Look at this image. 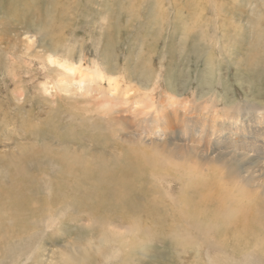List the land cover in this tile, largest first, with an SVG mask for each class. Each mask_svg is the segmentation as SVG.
Masks as SVG:
<instances>
[{
	"label": "rangeland",
	"instance_id": "rangeland-1",
	"mask_svg": "<svg viewBox=\"0 0 264 264\" xmlns=\"http://www.w3.org/2000/svg\"><path fill=\"white\" fill-rule=\"evenodd\" d=\"M95 64L123 87L154 91L155 99L202 97L218 110L240 104L250 114L251 107L264 112V0H0V264H264V171L250 187L232 174L264 158L238 162L231 149L215 155V202L226 207L198 214L178 212L188 196L183 157L195 161L181 148L186 142L153 153L175 181L163 192L166 207L148 212L137 191L122 201L114 181L80 184L65 165L52 168L55 153L86 159L77 149L87 137L99 144L110 137L75 117L70 106L81 108L75 101L83 99L58 86L67 74L61 65ZM110 152L93 151L104 160L92 163L96 169L120 168ZM26 154L32 157L24 167ZM145 180L143 189L157 186ZM50 216L53 222L43 223Z\"/></svg>",
	"mask_w": 264,
	"mask_h": 264
},
{
	"label": "bare ground",
	"instance_id": "bare-ground-1",
	"mask_svg": "<svg viewBox=\"0 0 264 264\" xmlns=\"http://www.w3.org/2000/svg\"><path fill=\"white\" fill-rule=\"evenodd\" d=\"M48 60L52 64L55 63L51 55H49ZM61 66L67 69V74L58 82L60 91L66 94H73V96L76 97L79 96L83 99L81 102L75 101L78 105H83L81 108L75 105L70 106L71 111L75 112L73 115L75 117H79L80 115L86 117L89 123H94V131L98 130V132L104 133L106 130L110 136L108 139H106V137L103 139V146L97 141L98 137H87L86 140L89 143L84 146L82 145L79 149H77L78 147L76 148L83 152V155L85 154L91 161L86 160L87 158L79 157V153H55L54 163L52 162L54 167L52 168H57L58 164L65 165L66 169L64 171L72 176V181H74V179L80 180V184L89 183L91 180L98 178L100 181H114L116 182L115 194L118 199L126 201L128 196L131 193L133 194V192L137 197L138 194L135 192L137 191L139 194H142L146 202L145 205L139 203L140 209L143 210V212L165 208L166 205L163 200L166 194L169 193V187H171L175 181V175L171 178L161 172L162 166L153 159V153L162 152V147L164 145L173 146L175 150H178L177 147L179 145L174 141L186 142L191 146L186 144L185 147L183 146L181 148L187 150L190 156H194L195 161L192 162L183 157L186 166L181 164V167L186 169L181 172V175L185 176L187 179L186 182L188 187L186 193L194 200L191 201L188 196H184L178 212H186L189 210L198 214L204 211H215V206L217 208L226 207L222 202H215L218 198L215 194V177L212 178L213 175L215 176V170L209 167L215 164V155L217 157H223L221 150L231 149V156H235V160H238V162H248L255 158L262 163V158H264V130L262 128L258 129L257 127L249 126V124L254 121V124L264 123V112L259 111V109L251 107L255 110V113L250 114L251 111L243 110L241 105L238 104L218 110V105L213 99L207 100L201 97V99L187 98V100L180 96L167 93H165L167 98L155 99V96L152 94L154 91H145V89H143L144 91L141 92L126 83L124 85L125 87H123L122 82L115 76V78H112L113 76H107L102 69L103 67L101 68L100 65L95 64L93 68H83L76 65ZM153 83L155 82L153 81ZM151 87L153 88V85ZM154 87V89H156L157 86ZM243 117L249 118L248 120L245 119L243 122ZM67 119L73 118L70 116ZM129 121H132L131 129L127 126ZM248 127L256 129V131H251ZM58 140H66L67 143H71L69 139L64 137H57V141ZM171 142L174 143L171 144ZM215 146L217 149H215ZM187 147L190 149H187ZM107 149L111 151L109 156L113 159V163L123 161L117 164L120 168L118 167L119 169L116 170V172H103V170L96 169L92 164L93 162H104V160L100 159L101 157L95 156L93 151H104ZM38 151L41 152L42 155L44 154L43 151L39 149ZM250 153L253 155H250ZM184 154H186V151H184ZM30 157H32V154H26L19 159L20 162L26 161V163H28ZM178 157L175 156L174 158L177 159ZM160 160L162 164H176L175 161L172 160V162L164 158H160ZM34 161H36V159ZM223 164L224 163H222V166H224ZM262 165H239L238 167L242 172L240 173L235 170L232 174H234L236 178H238L237 175L242 174L240 175V179L237 180L239 181L238 185L241 187H250V184H255L256 182L254 181L258 180L255 174L264 171V164L262 163ZM229 168L225 169L228 171L230 170ZM153 171H155L156 174L155 172L153 173ZM263 175L264 173L262 176ZM61 176L67 178L65 174ZM147 177L151 180L154 178L157 186H153L151 182L147 189H143L142 186L144 185L141 184V182H145V178ZM137 183H139L140 186ZM136 186L138 188H136ZM74 189L76 188L74 187ZM81 190L84 192L83 189ZM217 192L219 195H223L220 190H217ZM235 208L239 209L240 207L237 205ZM50 222H53L52 216L45 219L43 223L47 225V223ZM18 249L22 251L24 248ZM18 249L16 248L15 250ZM20 252L18 254L16 251L18 255H21ZM246 258L248 259L249 256ZM253 259L254 258H252V260ZM254 263L255 262H252L251 264ZM214 264L216 263L214 262Z\"/></svg>",
	"mask_w": 264,
	"mask_h": 264
}]
</instances>
